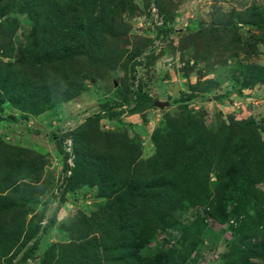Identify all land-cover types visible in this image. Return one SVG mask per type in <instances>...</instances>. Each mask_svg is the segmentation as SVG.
<instances>
[{
    "label": "trees",
    "instance_id": "trees-1",
    "mask_svg": "<svg viewBox=\"0 0 264 264\" xmlns=\"http://www.w3.org/2000/svg\"><path fill=\"white\" fill-rule=\"evenodd\" d=\"M133 2L0 0V117L4 115L5 103H10L23 112L25 122L27 115L38 112L36 106L43 108L73 99L82 88L84 68L99 69V61L101 65H106V60L118 62L129 44L119 30L120 20L124 12L132 15L136 10ZM152 3L163 19L161 25L154 27L156 34L173 32L169 26L172 22L170 0ZM143 5L140 13L149 17L151 2ZM214 9L213 20L204 25L205 31L200 36L202 52L194 65L203 62L208 67L223 66L240 53L251 54L256 42L264 43V9L251 7L241 14L232 9L228 21H224L220 8ZM22 17L29 21V31L24 37L25 43H14ZM239 23L243 30H256L259 34L246 35ZM194 36L196 40L185 38L192 41L193 47L198 43ZM136 39L133 50L139 53L151 43L149 38ZM182 46L178 48L180 52ZM133 56L134 53H129V60ZM189 65L188 61L184 62L186 75ZM250 73L254 82L264 83V66L247 72ZM130 86L125 84L130 96L124 99L129 113L153 107L151 99L143 98L140 89L134 92ZM211 87L212 84L199 91L205 93ZM195 90L193 87L191 91ZM192 99L190 95L184 101ZM184 103L177 117L181 125L169 126L168 135L172 137L176 130L179 137L190 139V143L161 153L157 146V153L141 168H138L137 144L128 141L124 133L100 131L98 114L71 130L51 135L59 153L65 158L72 157L74 162L70 175L64 177V190L73 192L81 186H95V197L104 199V203L89 215L80 214L68 221L70 241L49 246L38 255L39 264L193 263L206 217L224 225L220 232L228 230L232 234L225 241L224 264H252L251 259H264V194L255 187L256 180L264 179V141L253 136L256 134L254 123H248L254 127L249 128V135L245 130L248 125L240 122L230 128L222 123L215 131L206 130ZM259 128L264 133V125ZM66 139L72 144L70 154L63 149ZM43 165L38 153L6 143L0 135V264L23 233L21 219L26 216L28 205L35 207L40 203L38 195L33 197L36 192L35 188L30 189V182L38 180ZM12 193L16 195L13 199L16 203L10 207L4 201ZM195 206L201 207L206 217L196 216L188 224L176 219L178 212ZM9 213L17 218L9 220ZM8 220L12 222L9 224ZM7 226L15 228L16 234L4 232ZM172 229L180 235L169 233ZM37 232L38 223L32 225L26 241ZM37 246L35 242L26 249L17 264L32 258ZM16 254L5 264H12Z\"/></svg>",
    "mask_w": 264,
    "mask_h": 264
},
{
    "label": "rangeland",
    "instance_id": "rangeland-1",
    "mask_svg": "<svg viewBox=\"0 0 264 264\" xmlns=\"http://www.w3.org/2000/svg\"><path fill=\"white\" fill-rule=\"evenodd\" d=\"M148 1L151 2V15L146 17L140 12L144 9L143 4ZM152 2L153 0H134L136 10L134 9L133 14L128 15L127 12L122 14L119 30L129 41L125 48L126 53L118 62L105 59L106 65H101L99 61V69L84 68L81 77L85 78L80 80L82 88L73 99L60 103L57 101L53 106L43 108L36 106L38 112L33 116L27 115L25 122L22 119L23 112L10 103H5L4 115L0 117V135L6 143L38 153L44 165L38 180L30 182L32 183L30 189L35 188L36 192L33 197L38 195L40 203L35 207L28 205L29 208L25 210L26 216L21 219L24 222L22 227L20 226L23 233L18 243L7 250L1 264H5L14 253L17 254L12 264H17L22 253L35 242H38L37 249L32 258L24 264H39L38 255L49 246H61L70 241L66 228L68 221L70 223L80 214L89 215L104 203V199L95 197L97 193L95 186H81L73 192L64 190V177L70 175L68 171L74 166V162L68 163V158L71 160L72 157L65 158L55 148L54 142L50 139L54 133L62 134L98 114V129L104 133H124L128 141L131 140L138 146V168L145 167L146 162L157 153V146L161 153L181 149L190 143V139L179 137L180 133L177 134L176 130L172 134L174 139L172 142V137L168 135V127L176 128L181 125L177 119L182 110L181 105L193 95V99L185 103L206 130L215 131L222 123L230 128L232 124L240 122L248 125V129L246 127L245 130L246 135H249V128L254 127L248 123H254L256 134L253 136L259 138L261 142L264 141V133L258 130L264 125V83L254 82L252 74H247L249 70L264 66V43L256 42L257 46L254 45L255 50L251 54L240 53L237 58L228 59L223 66L212 64L208 67L202 64L203 62L197 66L193 64L195 58L202 52L203 40L200 36L205 31L204 25L213 20L215 6L221 9L224 21H228L230 20L228 14L232 9L236 14H241L244 9L251 7H258L263 11L264 0H170L172 22L169 26L174 31L160 36L156 34L154 27L161 25L163 19L158 16L157 8ZM239 26L243 30L241 23ZM17 27L13 42L23 44L30 23L22 17ZM188 31L196 34L198 46L196 43L195 47L192 46L191 40H194L195 36L188 35ZM243 32L249 36L259 34L258 31L248 28ZM136 37H140V40L143 38L151 40L150 44L141 48L140 53L133 50ZM187 37L191 40H186ZM183 42L187 45L182 46ZM181 46L184 47L182 52L178 50ZM129 53L135 54L130 60ZM186 61L190 63L187 75L183 70ZM132 63L134 69L130 72ZM242 70H245L243 74ZM126 83L131 85L130 89L134 92L140 89L143 98L154 102L153 107H144L139 112L129 113L128 103L124 101L130 96L125 89ZM210 84H212L210 90L205 93L199 91V88L207 89V85ZM193 87L195 91H191ZM155 103L163 105L158 107ZM64 143L63 149L67 152L68 143L71 142L66 139ZM70 146L72 147V144ZM255 183L256 190L264 194V179L260 182L256 180ZM40 185L42 186L39 187ZM15 197L16 195L12 193L4 201L5 204L12 207L16 203L13 200ZM30 208L33 211H29ZM8 215L11 217L9 220L17 218V215L12 213ZM196 216H205L199 206L178 212L176 219L180 223L188 224ZM9 220L10 224L12 221ZM37 223L36 236L26 241L30 228ZM205 223L204 231L199 236L200 244L193 253L195 261L189 264H224L225 259L222 255L227 249L225 241L230 240L232 234L228 230L220 232L224 225L211 218L206 217ZM4 232L16 234L15 228L8 226L4 228ZM169 233L174 236L180 235V232L173 229ZM21 243L23 245L20 247ZM251 262L264 264V259H251Z\"/></svg>",
    "mask_w": 264,
    "mask_h": 264
},
{
    "label": "built area",
    "instance_id": "built-area-1",
    "mask_svg": "<svg viewBox=\"0 0 264 264\" xmlns=\"http://www.w3.org/2000/svg\"><path fill=\"white\" fill-rule=\"evenodd\" d=\"M70 145H71V144L68 143V147H69V148H68L67 152H68L69 154H70V151H71V150H70V147H71ZM70 162H71V160H70V158H68V163H70ZM68 173H70V171H68Z\"/></svg>",
    "mask_w": 264,
    "mask_h": 264
},
{
    "label": "water",
    "instance_id": "water-1",
    "mask_svg": "<svg viewBox=\"0 0 264 264\" xmlns=\"http://www.w3.org/2000/svg\"><path fill=\"white\" fill-rule=\"evenodd\" d=\"M156 106L162 107L163 103H155Z\"/></svg>",
    "mask_w": 264,
    "mask_h": 264
}]
</instances>
